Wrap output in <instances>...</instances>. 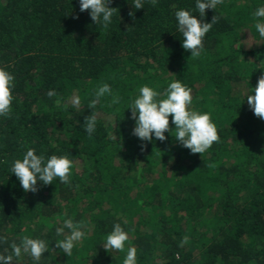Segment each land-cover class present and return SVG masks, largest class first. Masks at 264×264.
<instances>
[{
    "label": "trees",
    "instance_id": "obj_1",
    "mask_svg": "<svg viewBox=\"0 0 264 264\" xmlns=\"http://www.w3.org/2000/svg\"><path fill=\"white\" fill-rule=\"evenodd\" d=\"M262 3L222 0L206 9L203 22L216 23L194 58L181 47L174 12L199 19L195 0H144L141 9L111 0L117 11L107 28L79 0H0V68L14 76L11 111L0 117V254L27 235L49 242L40 264H122L128 247L137 264H264V120L245 97L264 75L252 15ZM176 79L191 89L189 107L216 126L218 141L201 154L175 140L171 116L164 141L132 135L127 107L139 88L163 99ZM101 83L119 104L104 96L90 107ZM27 148L45 159L68 156L69 183L37 181L25 192L10 167ZM68 217L85 225L71 256L54 241ZM114 223L128 234L124 251L103 248ZM12 264L33 262L24 254Z\"/></svg>",
    "mask_w": 264,
    "mask_h": 264
},
{
    "label": "clouds",
    "instance_id": "obj_2",
    "mask_svg": "<svg viewBox=\"0 0 264 264\" xmlns=\"http://www.w3.org/2000/svg\"><path fill=\"white\" fill-rule=\"evenodd\" d=\"M111 0H79L80 11L88 10V14L93 23H99L103 28H107L112 23V17L116 8L109 7ZM153 5L157 0H151ZM222 0H195V12L199 14V19L194 16L192 10L183 8L174 12L175 26L183 39L181 47L190 50L191 57H199L203 49V38L206 33L216 23L213 16L210 22H203L206 9H215ZM134 9L144 7V0H132ZM131 16L132 13L130 12ZM256 18L254 24L256 33L264 39V3L256 7L252 13ZM14 76L3 68H0V117L9 115L13 96ZM47 96L55 95L49 90ZM94 100L90 107L104 96L111 97L112 104H119L120 97L113 93L108 83H101L94 93ZM161 95L158 91L142 85L138 95L132 99L127 107L131 110L130 119L134 121L132 135L141 141H150L155 138L160 141L165 140V132H169V116L175 129V140L180 146L188 149L190 153L201 154L207 151L214 142L219 139L215 124L208 112H198L189 106L192 104L191 89L184 85L179 79L168 83L164 90L163 99H158ZM247 104L253 114L264 120V75H262L255 86L246 96ZM244 97V99H245ZM243 99V100H244ZM242 100V101H243ZM73 104H79V98L73 99ZM96 118L94 115L86 117L85 131L91 135L96 130ZM73 162L64 155H51L47 159L43 155L36 154L33 148H27L22 158L15 159L11 163L10 172L15 174L21 188L35 192L37 181L44 185L53 183L54 179L59 182L69 183L72 174ZM83 222L74 221L71 217L65 218L61 226L55 228V245L64 255L71 256L73 248L77 242L85 236ZM68 230L65 234V230ZM4 240L0 237V243ZM128 234L122 229L119 223H114L112 229L104 237L103 248L115 251H124ZM187 242V238L182 240V244ZM10 254H0V264H12L14 258H20L27 254L33 264H40L42 253L48 252L49 242L44 239L22 236L19 243L12 242L9 245ZM136 248L128 247L122 264H137Z\"/></svg>",
    "mask_w": 264,
    "mask_h": 264
}]
</instances>
